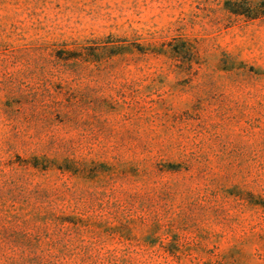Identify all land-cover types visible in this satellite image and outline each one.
I'll return each instance as SVG.
<instances>
[{"label":"rangeland","instance_id":"1","mask_svg":"<svg viewBox=\"0 0 264 264\" xmlns=\"http://www.w3.org/2000/svg\"><path fill=\"white\" fill-rule=\"evenodd\" d=\"M0 264H264V0H0Z\"/></svg>","mask_w":264,"mask_h":264}]
</instances>
